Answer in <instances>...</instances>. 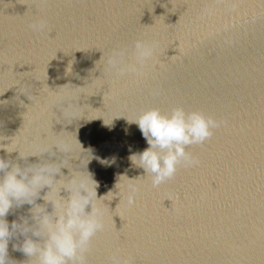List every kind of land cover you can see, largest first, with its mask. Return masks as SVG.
I'll return each mask as SVG.
<instances>
[{
    "label": "water",
    "instance_id": "95a60500",
    "mask_svg": "<svg viewBox=\"0 0 264 264\" xmlns=\"http://www.w3.org/2000/svg\"><path fill=\"white\" fill-rule=\"evenodd\" d=\"M137 39L159 42L154 59L143 79H116L108 55ZM177 106L227 125L190 146L198 167L153 188L129 159L148 145L127 119ZM58 134L91 155L98 196L112 192L87 264L117 249L134 264H264V0H0V136L27 152ZM15 242L10 257L26 259Z\"/></svg>",
    "mask_w": 264,
    "mask_h": 264
},
{
    "label": "clouds",
    "instance_id": "9594fccd",
    "mask_svg": "<svg viewBox=\"0 0 264 264\" xmlns=\"http://www.w3.org/2000/svg\"><path fill=\"white\" fill-rule=\"evenodd\" d=\"M46 26L47 21L42 18L28 24L38 33ZM158 47L159 42L154 39H137L130 56L127 48H114L106 60L108 69L116 79L132 76L139 81ZM153 94L158 95L159 90H153ZM71 107L69 104L65 111ZM127 120L138 126L148 145L129 159L133 166L143 169L141 177H149L153 188L173 179L180 166L198 167L200 161L188 151L190 146L203 145L215 130L227 125L224 119L199 110L186 111L182 106L168 112L148 108ZM78 144L79 151L69 139L58 134L50 145H34V150L25 152L15 136H0V152L4 153L0 155V264H87L93 239L105 230L104 207L108 200L104 197L112 192L98 196L99 184L87 171L92 157ZM13 153L17 154L15 158ZM85 155L90 157L86 163ZM32 157L36 159L29 162ZM71 160L80 163L74 167ZM62 169H68V174ZM139 191L137 184L129 183L126 195L118 196L131 207ZM38 200L42 203H37ZM25 205L27 214L9 222L7 217ZM13 238L17 242L12 243V249L26 259L18 261L10 257L9 244ZM108 262L134 264L119 249L110 254Z\"/></svg>",
    "mask_w": 264,
    "mask_h": 264
}]
</instances>
